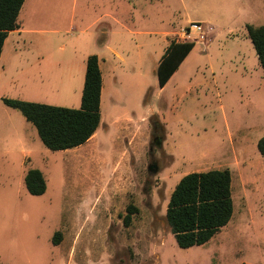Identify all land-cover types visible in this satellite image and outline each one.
<instances>
[{"label":"rangeland","instance_id":"obj_1","mask_svg":"<svg viewBox=\"0 0 264 264\" xmlns=\"http://www.w3.org/2000/svg\"><path fill=\"white\" fill-rule=\"evenodd\" d=\"M129 1L28 0L25 5V23L63 31L54 40L55 58L73 60L77 52L82 63L95 51L93 34L109 25L108 19H97L112 10L130 8L135 19L122 21L135 32L156 34L139 37L145 93L129 81L109 91L96 135L81 149L49 150L36 128L3 99L79 109L83 73L71 79L67 68L51 72L35 91L20 81L5 92L0 264H264V156L257 147L264 138V73L242 28L244 20L264 26V0ZM213 28L223 32L212 41L206 31ZM230 30L234 36L226 35ZM172 42L199 45L160 91L154 60ZM209 42L211 48L203 45ZM137 54L130 49L135 61ZM6 129L18 139L2 142ZM16 149L31 153L25 167L18 151L11 153ZM154 164L157 174L148 172ZM31 169L46 179L42 196L30 195L20 178ZM211 170L232 174L233 217L205 245L181 249L166 220L171 194L187 174ZM130 205L139 212L127 227ZM56 233H61L58 245Z\"/></svg>","mask_w":264,"mask_h":264},{"label":"trees","instance_id":"obj_2","mask_svg":"<svg viewBox=\"0 0 264 264\" xmlns=\"http://www.w3.org/2000/svg\"><path fill=\"white\" fill-rule=\"evenodd\" d=\"M26 0H0V58L10 31L18 28V17ZM260 66L264 73V26H246ZM194 42H172L157 68L160 88H163L181 63L193 51ZM102 74L96 55L88 57L81 107L70 109L39 103L3 99L8 107L19 110L37 130L42 143L52 151H67L87 143L97 132L102 118ZM264 156V138L257 144ZM24 184L32 196L47 192V183L38 169L27 172ZM138 209L130 205L124 217L129 227ZM234 213L230 171L211 170L184 176L171 194L166 220L176 244L181 249L203 246L226 227ZM61 233L54 236L58 245Z\"/></svg>","mask_w":264,"mask_h":264},{"label":"crops","instance_id":"obj_3","mask_svg":"<svg viewBox=\"0 0 264 264\" xmlns=\"http://www.w3.org/2000/svg\"><path fill=\"white\" fill-rule=\"evenodd\" d=\"M28 0L25 1L19 17H18V28L14 31H10L5 40L3 50L0 58V100L4 98L5 92L17 82L27 83L28 86L35 91L37 88L44 87L45 77H47L51 72H65L68 68L70 72L71 79H74L80 73H83L84 81L80 90L84 88L85 75H86V62L89 56L96 55L99 60V67L102 74V95H101V111L102 104L105 96L109 91H116L120 85L127 84V81L131 82L132 85H135V89L139 90L141 88L142 93H145L146 87L142 84L144 77V61H140V50L144 49V44H140L139 37H152L156 33L133 31L131 28L125 24L122 18H127V20L135 19L134 13L131 12L130 8H127L126 12H114L113 10L109 13H104L97 20L108 19L109 25H106L100 30H96L93 34V44L94 52H87L83 57V62L78 63L77 60L80 58H75L73 60H66L53 57L54 50V40L58 39L57 37L63 33L60 29H44L42 25H37L34 23H25V20L22 19V14L25 8V5ZM129 3V0H126ZM113 2V1H112ZM95 21V23L97 22ZM200 23L203 26V23L200 21H188L189 23ZM99 23V22H98ZM72 25V24H71ZM247 25H252L251 21L244 20L242 28L244 32L247 29ZM253 26V25H252ZM262 26V25H259ZM256 26V27H259ZM210 32V33H209ZM222 29H210L206 31V34H210L214 38L218 36L219 33H222ZM205 34V33H204ZM137 36V41H131L130 36ZM226 35L234 36L235 32L230 30L227 31ZM237 35V34H236ZM245 35V34H244ZM211 41V42H212ZM211 42L208 44H203L206 47L211 48ZM135 43V46L134 44ZM199 45V44H196ZM237 47V46H236ZM233 47L231 49H235ZM168 48V47H167ZM130 49H137V61L135 58L130 55ZM63 50V49H62ZM167 50V49H166ZM240 54V53H238ZM163 54H160L158 59L154 60L155 71L157 73V68L160 64ZM141 56H143L141 54ZM257 56V55H256ZM187 59V58H186ZM186 59L181 63L178 70L173 74L167 84L160 88V91L165 90L168 83L171 79L178 73L181 66L185 63ZM242 62H245V56L242 58ZM78 68V70L76 69ZM77 71L78 74H74ZM63 75H60L62 80ZM137 82V86H136ZM114 85L115 88L111 86ZM112 87V90L110 89ZM28 102V101H27ZM13 109L11 107H8ZM5 141L2 142H13L18 139V136L13 137L10 129H6L3 133ZM96 135V133H95ZM94 135V136H95ZM93 136V137H94ZM92 137V138H93ZM26 138V137H25ZM92 138L85 144H88ZM9 140V141H8ZM259 142V140H258ZM82 147V146H81ZM81 149L80 147L75 148V150ZM18 151V152H17ZM17 152L21 156L22 162L21 166L25 167L28 161L31 160V153L25 151V149H16L11 153ZM39 170V169H38ZM27 174V173H26ZM26 174L22 175L20 178L24 181ZM231 174V172H230ZM232 178V174H231ZM233 185V178H232ZM232 196H233V186H232ZM234 202V200H233ZM235 211V206H234Z\"/></svg>","mask_w":264,"mask_h":264},{"label":"water","instance_id":"obj_4","mask_svg":"<svg viewBox=\"0 0 264 264\" xmlns=\"http://www.w3.org/2000/svg\"><path fill=\"white\" fill-rule=\"evenodd\" d=\"M148 172L151 173V174H157L158 173V169H157L156 164L149 166Z\"/></svg>","mask_w":264,"mask_h":264},{"label":"built area","instance_id":"obj_5","mask_svg":"<svg viewBox=\"0 0 264 264\" xmlns=\"http://www.w3.org/2000/svg\"><path fill=\"white\" fill-rule=\"evenodd\" d=\"M192 28H196L198 31L200 30V27L196 24Z\"/></svg>","mask_w":264,"mask_h":264},{"label":"flooded vegetation","instance_id":"obj_6","mask_svg":"<svg viewBox=\"0 0 264 264\" xmlns=\"http://www.w3.org/2000/svg\"><path fill=\"white\" fill-rule=\"evenodd\" d=\"M155 139H156L155 142H158L159 137H156Z\"/></svg>","mask_w":264,"mask_h":264}]
</instances>
